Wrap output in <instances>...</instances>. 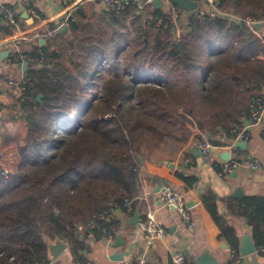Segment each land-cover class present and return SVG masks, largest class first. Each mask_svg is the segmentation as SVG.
Instances as JSON below:
<instances>
[{"label": "trees", "instance_id": "trees-1", "mask_svg": "<svg viewBox=\"0 0 264 264\" xmlns=\"http://www.w3.org/2000/svg\"><path fill=\"white\" fill-rule=\"evenodd\" d=\"M170 5L169 12L148 4L141 12L130 6L86 19L74 15L66 46L33 49L43 56L29 63L18 98L26 134L0 138L3 158L14 168L3 176L0 164V264H48L47 240L56 238L80 258L84 242L77 223L121 207L124 198L133 199L135 209L141 204L143 151L167 137L198 138V132L222 145L221 136L233 140L249 117L250 103L264 87V33L226 16L195 20V11ZM218 8L264 19V0H218ZM182 12L189 16L179 29ZM129 17L131 29L124 23ZM159 20L168 25L156 26ZM201 199L238 254L237 230L219 211L216 195L207 191ZM225 203L247 219L259 248L264 197L246 196L236 204L228 197ZM107 227L116 230L119 222Z\"/></svg>", "mask_w": 264, "mask_h": 264}, {"label": "crops", "instance_id": "crops-1", "mask_svg": "<svg viewBox=\"0 0 264 264\" xmlns=\"http://www.w3.org/2000/svg\"><path fill=\"white\" fill-rule=\"evenodd\" d=\"M166 1L170 8L172 2ZM0 4L13 9L17 15L20 25L19 33L23 34L26 39L19 44V49L22 52H30L40 46L46 47L48 51L57 49L56 45L62 44L61 46H63L67 40L70 29L66 35L56 36L54 34L50 38L45 37V32L51 26L54 25L57 28L65 23L69 27V21L74 15L86 19L90 15L107 10L100 0H0ZM150 7L152 10H156L151 5ZM31 9L37 10L40 19L32 15ZM165 10L167 9H163V11ZM188 16L187 12L181 13L182 27L187 24V21L184 20ZM261 23L260 29L254 28L256 33L260 31L264 33V22ZM6 27L11 29L0 15V138L4 133L16 138L20 126L23 134L25 119L23 112L19 111L18 89L9 85V81L26 75V71L22 68L23 62L9 61L12 51L15 49V43L11 39L17 33H14L15 30L9 32ZM41 39L43 41L40 44ZM5 51L8 53L5 54ZM29 66L28 63V68ZM261 96L264 97V87ZM7 110H9L8 113L14 114L12 119H5ZM247 123L248 118L243 119L239 130L245 129ZM194 130L197 131V128L195 127ZM245 132L247 138L237 140L235 138L229 140L225 135L221 136L220 140L223 141V144H211V152L218 160H225L223 155L226 151H229L230 158L234 161L257 159L259 167L254 170L238 167L229 172L220 173L218 167L208 165L203 161L195 137L186 142L167 137L158 148L143 151L141 167L146 172L144 176L140 172V191L137 197L141 204L133 213L135 211L141 213L139 218L141 219L148 208L154 209L155 216L166 233L162 239L156 240L147 251V264H172L170 255L175 250L183 254L187 252L185 260L196 261L200 254L208 252L221 264H228L232 249L221 237L220 229L204 206L201 197L207 191L214 193L219 200V211L227 219V222L236 228L238 236L251 233L247 219L244 216L231 213L225 203L228 197L234 204L246 196L264 197V118L262 117L259 123L246 127ZM241 140L246 141L244 147H233L235 142ZM169 163L172 164V167H169ZM163 183H169L182 195L195 222L193 228L188 227L178 213L159 205L155 186L157 184L160 186ZM236 187H241L240 196L233 195ZM133 213L122 212L121 216L115 220L119 222V228L116 229L111 245H107L102 237L97 236L84 242V249L79 253L80 258H77L72 253L68 242L56 238L47 240L48 259L52 260L54 264H80L86 259L95 264H132L135 257L144 250V241L138 224L129 223ZM119 236H122L124 243L114 246ZM57 245H63L58 252ZM115 253H119L118 255L122 258L113 259L112 256ZM239 256L241 258L238 264H264V255L257 250Z\"/></svg>", "mask_w": 264, "mask_h": 264}, {"label": "built area", "instance_id": "built-area-1", "mask_svg": "<svg viewBox=\"0 0 264 264\" xmlns=\"http://www.w3.org/2000/svg\"><path fill=\"white\" fill-rule=\"evenodd\" d=\"M34 1V0H29ZM104 7L107 10L111 11H121L127 7H136L140 12L143 8L150 3V0H100ZM199 4L197 10H195L194 19L201 20L205 15H209L211 17L220 16L221 12L218 8V0H196ZM171 8V6H170ZM170 8L168 11H170ZM31 13L37 19H40V15L36 9H31ZM0 15L2 16L4 22L17 33L11 39L12 42L15 43V49L12 51V54L9 58V61L15 63H22L27 61L28 63H40L41 57L43 56V52L33 50L30 52H22L19 49V44L24 42L25 36L20 31L19 20L15 11L11 8L6 7L3 4H0ZM172 17L177 19L179 13L175 6L172 7ZM245 25L253 28V24L256 22H264L263 20H256L250 17H245L240 19ZM161 21V20H159ZM40 22V21H39ZM58 28V27H57ZM57 28H50L45 32V37H52L55 34ZM25 74L17 79H11L9 81V85L18 89V93L21 96L24 92L25 86ZM264 115V97L259 96L253 98L250 107H249V117L248 123L245 126V129H241L237 131L235 136V140L241 138H247L246 127L253 126L259 123ZM199 137L196 140L198 151L200 152L201 158L203 161L211 166L218 167L220 169V173L229 172L232 169H236L238 167L249 168V169H257L259 167V161L257 159L254 160H245L242 162L231 160L230 156L228 160H218L216 159L212 152V145L209 141V137L206 136L203 132H198ZM3 176H7L9 171L7 168L2 167L1 171ZM157 199L159 205L163 207L170 208L179 214L180 218L186 225L190 228H193L195 225L194 220L191 217L190 208L186 204V201L183 199L182 195L178 192L176 188H174L169 183H163L160 185L159 190L157 191ZM135 210L133 205V199L124 198L121 207H110L99 211L92 215V217L85 221L79 222L76 224V230L78 238L86 242L87 240L93 239L97 236L102 237L107 245H111L116 230L112 228H108L107 225L112 220H117L120 214L123 213H133ZM139 229L141 231V235L144 241V250L138 254L132 264H147L148 255L147 251L152 247L154 242L158 239H162L165 236V230L160 222L157 220L155 216V210L152 208H148L145 211L144 217L138 219L137 222ZM259 251H264V242L259 246ZM256 249V250H257ZM258 251V250H257ZM240 256L235 253L234 250L231 251V257L228 264H238L240 261ZM172 264H184L185 256L182 252L175 250L170 255ZM48 264H54L52 260H49ZM80 264H95L93 261L86 259L83 260ZM129 264V263H128ZM131 264V263H130Z\"/></svg>", "mask_w": 264, "mask_h": 264}, {"label": "water", "instance_id": "water-1", "mask_svg": "<svg viewBox=\"0 0 264 264\" xmlns=\"http://www.w3.org/2000/svg\"><path fill=\"white\" fill-rule=\"evenodd\" d=\"M170 2L174 3L175 5L179 6L181 9L185 10V11H195L197 10L199 4L196 0H169ZM150 5L156 9V10H163V9H167L165 10L166 12H168L169 10V4L168 1L166 0H150ZM113 12V11H111ZM261 22H256L253 24V28L255 29H260L261 27ZM68 25L63 23L61 24L55 31V35H66L68 32ZM43 41V39L40 40V44ZM8 51H5V54H7ZM22 68L24 71H27L28 69V62L24 61L22 64ZM42 98V95L39 94L37 95L36 99L37 101H40ZM264 118V116H263ZM192 131L194 132V128H192ZM207 137H209V133H205ZM246 145V141L245 140H241L238 142H235L233 144V147H244ZM200 154V152H199ZM230 156L229 151H226L223 155V159L228 160ZM138 163L140 164V166L142 165L143 161L141 159V157H138ZM169 167H172V164L169 163ZM140 172L142 173V175H145V169H143L142 167H140ZM159 185L157 184L155 186V191L159 190ZM241 187H236L233 191V195L234 196H240L241 194ZM141 213H139L138 211H135L133 213V215L130 217L129 219V223L132 225L137 224L138 219L140 218ZM124 243V240L122 239V236H119L115 243L114 246H119L122 245ZM63 245H57V252L62 248ZM226 246V245H225ZM256 250V244L254 242V240L252 239V235L251 233H245L242 236H239V246H238V254L241 256L250 254L252 252H255ZM119 253H115L112 258L113 259H120L122 258L120 255H118ZM54 256H56L55 253H53ZM185 258L187 257V252L184 254ZM196 264H221L213 255H211L208 252H203L202 254H200L198 256V258L195 261Z\"/></svg>", "mask_w": 264, "mask_h": 264}, {"label": "rangeland", "instance_id": "rangeland-1", "mask_svg": "<svg viewBox=\"0 0 264 264\" xmlns=\"http://www.w3.org/2000/svg\"><path fill=\"white\" fill-rule=\"evenodd\" d=\"M169 12V11H168ZM220 12H221V15L220 16H226V17H228V18H230V19H232L233 21H241L240 19H242V18H240V17H238V16H236V15H232V14H228V13H225V12H223V11H221L220 10ZM144 13V12H143ZM180 17V14H179V16H178V18ZM131 17L130 18H127L126 19V21H124V23H126L128 26H129V29H131L133 26H132V23H131ZM181 21L182 20H180V26H179V29H184L185 27H182L181 26ZM184 21H187L186 19L184 20ZM155 25L156 26H167L168 25V23L167 22H162V21H157L156 23H155ZM186 26V25H185ZM64 45H65V43H63ZM62 45V44H61ZM60 45V46H61ZM55 46V45H54ZM59 44L58 45H56L55 46V48H57V49H61L63 46H59ZM66 46V45H65ZM19 104V103H18ZM19 107H20V104H19ZM8 111L9 110H7V113H8ZM20 113L21 112H23V110H21V108H20ZM6 113V115H5V119H12V117H14V114H10V113H8L7 114ZM23 126V125H22ZM23 134H22V128H21V126L18 128V134H17V136H16V138H14L15 140H19V139H21V138H23L24 136H25V134H26V125H25V128L23 127ZM6 133H4V134H2V136H1V139H2V137H3V135H5ZM3 156H5L4 155V151H3V149H1L0 150V164H2L5 168H7V170L8 171H11V170H13L14 168L13 167H11V165L9 164L11 161H9L8 159H6V157L5 158H3Z\"/></svg>", "mask_w": 264, "mask_h": 264}]
</instances>
